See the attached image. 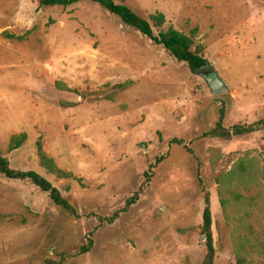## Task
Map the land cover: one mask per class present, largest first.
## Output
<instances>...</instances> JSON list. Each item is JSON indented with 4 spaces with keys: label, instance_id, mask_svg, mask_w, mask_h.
<instances>
[{
    "label": "rangeland",
    "instance_id": "obj_1",
    "mask_svg": "<svg viewBox=\"0 0 264 264\" xmlns=\"http://www.w3.org/2000/svg\"><path fill=\"white\" fill-rule=\"evenodd\" d=\"M114 1L147 20L162 13L164 29H196L195 42L228 92L212 95L201 74L95 3L0 0L2 155L13 169L45 177L82 215H66L27 180L0 175V264L57 261L89 237L91 250L64 264H201L204 193L196 160L170 144L173 138L193 150L210 192L214 264H236L209 149L236 157L259 151L264 131L199 137L221 107L225 127L264 118V0ZM125 82L126 89H115ZM19 133L26 141L9 152ZM38 140L71 177L56 178L39 165ZM162 156L138 201L113 224H99L97 216L123 208Z\"/></svg>",
    "mask_w": 264,
    "mask_h": 264
},
{
    "label": "trees",
    "instance_id": "obj_2",
    "mask_svg": "<svg viewBox=\"0 0 264 264\" xmlns=\"http://www.w3.org/2000/svg\"><path fill=\"white\" fill-rule=\"evenodd\" d=\"M39 6L67 7L81 2L95 3L110 14L118 17L122 23L134 28L142 35L151 39L155 44L162 46L175 60L187 64L189 70L195 74L212 72L210 63L202 55L203 46L195 42L196 29L186 35L172 26L164 29L165 17L156 12L149 19L142 18L128 6L116 3L114 0H34ZM157 31V34H154ZM131 82L116 84L117 91L126 89ZM57 88L70 92L63 83L58 82ZM111 93L105 99L111 100ZM224 108L219 109V117L215 125L202 133L199 138H220L230 140L234 137L244 136L255 132L264 131V118L249 124L237 123L225 127ZM27 139L25 133L14 134L10 137L7 149L9 152L21 147ZM170 144L184 147L197 162V178L204 193V209L202 214L201 233L204 239L206 254L201 264H214L215 247L212 235V216L210 208V192L205 188L200 178V163L193 150L183 140L173 138ZM39 165L47 173L56 178H69L71 173L59 168L54 160L49 157L42 148L40 140L36 143ZM164 157H159L144 173V183L128 198L123 208L112 215L97 216L99 224H113L120 214L126 212L134 205L142 192L144 185L150 182L152 168L162 162ZM209 162L213 174L219 205L225 222L230 231L233 252L236 264H264V146L258 150L245 151L241 156L222 154L218 149H209ZM0 175L10 180H27L41 192L46 193L50 200L58 206L66 215L79 219L82 215L64 198L59 190L50 181L35 171H20L13 169L7 158L2 155L0 149ZM92 235V232L89 236ZM93 246V240L89 237L74 254L61 253L59 260L47 261L45 264H64L69 258H75L87 254Z\"/></svg>",
    "mask_w": 264,
    "mask_h": 264
},
{
    "label": "water",
    "instance_id": "obj_3",
    "mask_svg": "<svg viewBox=\"0 0 264 264\" xmlns=\"http://www.w3.org/2000/svg\"><path fill=\"white\" fill-rule=\"evenodd\" d=\"M206 81L212 95H220L228 92L227 85L221 80V78L214 72L200 73Z\"/></svg>",
    "mask_w": 264,
    "mask_h": 264
}]
</instances>
